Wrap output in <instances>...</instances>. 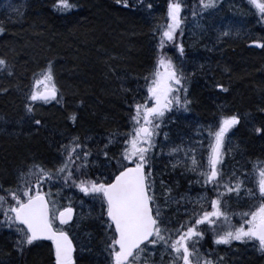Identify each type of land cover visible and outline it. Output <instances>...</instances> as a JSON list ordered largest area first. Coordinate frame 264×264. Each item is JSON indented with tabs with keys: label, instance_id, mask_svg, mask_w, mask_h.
<instances>
[{
	"label": "trees",
	"instance_id": "trees-1",
	"mask_svg": "<svg viewBox=\"0 0 264 264\" xmlns=\"http://www.w3.org/2000/svg\"><path fill=\"white\" fill-rule=\"evenodd\" d=\"M244 1L245 6L248 9H251L252 12H254L255 8L257 7L251 3V0ZM40 2L41 6H37V4ZM70 2L73 3L75 7L66 11H61L55 6L56 0H0V28L4 29L2 32H0V42H4L5 44L4 48H1L0 45V57H3L6 61L5 65L0 66V93H7L8 89H10L9 87H11L9 85V79L12 76H15V79L20 82V85L24 90L23 92L26 94V96H29L34 86V78H39V73L36 70L34 71L31 69L33 67L29 65V59H26L23 57V55H21V53L26 52L23 47L25 45V41L27 40L25 38L29 34L32 33L31 36H36L37 33H40V27L48 30V32L51 31L50 33L54 34L57 37L58 35L61 36L63 34L62 37L66 38L67 45L70 47L74 46V48L80 49L79 56L81 60H83V62H88V64H85V62L82 63V61L74 60L71 57L70 59H73L71 60L70 64L71 70L76 69L72 70V72L79 69L78 73H81L82 77L90 81H88L87 84L83 83L82 81H76V83L72 82L74 87L77 88V92H79L80 96L75 95L74 98L72 96L70 98L68 92H63L57 87L59 89V100L53 99L50 102H34L48 106H54L58 103L59 106H61L66 102L65 96L72 99V101H70L72 108H75L77 110L82 109L83 112L85 111L87 120H89L91 126H94L93 133L89 134L92 135V139L94 135L98 134V132L101 133L105 138L104 145L95 147V158L97 157L98 160L102 163H105V161L114 163V161L116 160H120L121 162H123L121 153L125 148L124 141L128 139V136L125 135V133H128L129 130L133 127L130 120V115L134 111L133 105L135 103L143 102V100L146 98L148 99L149 103L152 102L151 98L148 96L146 84L147 81H150L151 79L150 74L155 69L158 55H160L161 51H163L162 55H164L166 58H170L174 62L175 58L172 57L171 49L173 48L172 53L176 52L175 45L180 42V40L178 39L179 35H181L180 33L184 32L186 24L189 22L190 17L199 15L204 11L205 8L200 6L199 0H181V3L183 4V8L181 9L182 24L176 30L173 40L164 41L163 47L159 48L158 44L160 43L161 29L158 28V26H163L167 22L168 18L166 16V13L169 0H147L146 2H140V0H128V8L126 9L121 5H117V0H70ZM162 2L165 4L164 11L155 20L152 21L154 32L153 37L154 39H156V42L155 44L151 43L150 47L148 48L146 44L139 43V41L137 40L139 39L144 41L143 38L146 37L145 35H147V33L149 32L145 26L144 29L142 28V30L146 29V34L144 35V37L141 36V38L138 37L135 39L130 37L133 34L134 29H141L140 24L137 22L135 23L131 16L133 17L134 15H139L142 12H150L151 10L157 8ZM87 6L90 8L92 7L94 13L95 11L98 12L96 18L95 16L91 17V12L88 11V9H85ZM193 12H195L196 14L193 15ZM37 13H39V15L36 16L37 21H35L34 24H29L26 22L28 16H30L34 20V16ZM122 14H126V16H128V20H130V18L132 20L129 21V24H127L126 26L121 24L119 21L117 22V20H119L118 18ZM183 15H185V17ZM257 21L258 23L256 26V30L259 31V29H261L260 31H263L264 17H262L261 14L258 15ZM40 23H42L41 26L39 25ZM122 25L124 26V28H120V26ZM26 27L28 28L26 29ZM43 29H41V33L42 31H45ZM17 30H19L20 34H18ZM184 34L189 35L185 32ZM114 36L115 38H118L117 40L127 41L129 45H136L137 48L139 46L146 52L150 50L148 52L149 54H152L154 52L151 57L150 55L146 56L145 54L141 55L136 53L138 57L145 60V64L147 61L146 65L148 76H145V73L138 70V65H125L121 60L115 63L112 59L110 60V58H107L105 54L103 55L99 53L98 50H96L99 49L105 53L110 54L112 52L110 43L112 39L114 40ZM76 38L77 40H73ZM29 39L30 38H28V40ZM252 40L258 41V39H250L245 43V45H248ZM84 42L89 44V55L85 54L86 49L82 48V43ZM238 43L239 41L233 42L232 40L231 42H229L227 40L216 51L219 53H225L226 55H223L229 58L228 61H226L227 58L222 59V61H226L224 64L233 61V68L235 72L231 77L227 78L228 81H224L226 84L223 85L224 87L222 91H218L216 89L222 97H226V106H221L220 102H217L216 105H214L210 101L208 102L215 109L214 114L209 118V121L211 120L210 123H205L202 119H196L195 117L196 114L193 108L192 94L196 77L200 75L201 72L194 74V71H192L191 69L192 66L196 68L198 65L208 60L210 58V54H208L207 58L200 59L194 56L191 59L190 52H192V49L190 50V52L185 49V53L182 54L185 55L184 59L181 60L179 56V59L177 61L179 63L175 64L177 66V69L182 70L184 73L183 83L187 89L186 93L183 89H181L179 93L181 100L187 98L189 103L186 106H174L164 113L163 118L160 119V125L156 130L157 134L154 140V147L150 152L151 158H149V163H153L154 166L159 165L164 168L163 174L167 179V183L169 185L171 184L174 191L176 188L173 182L174 179L172 174L175 172V168L170 165L169 161L174 160L175 152L177 150L184 149L185 147L197 148L195 146H197L196 142L198 140H203L206 148H209V129L215 131L220 118L232 114L238 115L240 119L238 123L233 125L225 135L223 152L227 171L224 176L226 177V179H238L240 177H247L249 178V183L253 185L252 192L257 191L255 186L256 173L254 172V165L257 166V168L264 166V55H260L256 61L246 54H244V56L237 55L243 49L238 48V46L236 45ZM184 46L186 47V42ZM64 47L65 46H61L59 44V48L56 49V51L65 53L63 49ZM118 50L119 53L124 52L121 49ZM252 51L256 53H264V47H262L259 52L256 50ZM102 60H110L108 62V65L112 68L106 69L97 66L96 63ZM235 61L237 63H235ZM20 62L22 64L21 66L18 65ZM122 68H125L130 76L132 75L133 77L137 78L136 81L138 87H140L138 89L137 100L131 104H127V107H124L123 101L116 94L115 90L121 92L120 86H118L116 82L113 83L112 88H114V91L112 93H110L111 91H109V93H107L105 97L101 96V92H107V90H109L103 86V82L100 80L101 72L105 73L104 75L106 76H110L114 80L115 78L119 79L120 77H124V79L128 80V83H130L129 81L131 80V78L123 74L121 75V73L118 77L114 76V74L116 75V73L120 72ZM150 68L152 69L150 70ZM110 70H114V74H111L109 72ZM131 70H138V72L135 73ZM91 77H95V83H93V79ZM81 82L83 84H79ZM87 94H90V96H92V99L95 98V103L92 102L93 100L88 98ZM22 96L24 97V95ZM258 98L261 99V101H258ZM13 102L19 103V98H15ZM29 102L30 100H27L24 97L23 109H26V105ZM34 102H32L33 111H35ZM99 103H101V106H99ZM91 106L95 109V114L91 113ZM74 113L76 114L75 121L70 119L72 113H65V123L69 126L70 129L68 130V132L64 133L65 135L60 134L61 131H64L63 125L65 123H63L62 120V124L59 123L60 119H53L50 121L52 125L51 128L55 129L58 132V134L54 136L53 148H49L48 146L50 145V141L48 140L47 136L49 134L38 136V132L36 134H33V137L30 140L22 137V141L18 143V145L7 140L4 142L0 141V146L4 148L0 152V195L6 197L4 208H0V240L6 235L9 236V234H14L13 231L16 229L15 225L12 226L13 229L11 230L8 229L11 227H4L6 223L4 211L9 204L14 203V201L10 198V191L16 190L17 188L18 173L20 171L26 170L35 161H38L37 163H40L45 168L49 169L48 166L50 164L47 162L48 157L57 156L58 158H61V146L68 145L69 142L72 141L73 137L69 136L75 135V133L73 134L71 132V129L74 128L73 130H75L77 122L80 119L79 114L76 112ZM246 115L247 117L244 119ZM89 122L85 124L87 125L89 124ZM208 124L210 126H208ZM245 125H247V127H245ZM244 128L248 129V133L250 132L249 135L251 136V138H245L243 135L240 136V133L244 131ZM257 128H259L261 131H256ZM182 130L187 132V136L183 143L180 141L179 137V132H181ZM111 132L113 133L111 134ZM82 135L83 133L78 136L79 139L77 143L81 147H84L85 139ZM172 149H176V151H171ZM237 149H244V151L242 152V160L240 161L233 156L234 150ZM85 151L87 150L85 149ZM12 153L13 157L10 156V154ZM104 153H107V156H105ZM26 154L30 155L26 156ZM5 159L7 161H5ZM91 159L93 161L92 152L89 153L88 161ZM75 163L77 162H73L74 168ZM148 166V164L145 165L146 171ZM116 168L113 170V172L116 170ZM169 179L171 183L169 182ZM67 181L68 180H65L63 176H61L59 179H53V181H51L50 183H43L41 190L46 194L50 192V195H52L51 193L55 189L53 188V185L63 187L64 185L68 184L71 186V188L64 187L66 188V190L75 192L76 196L82 198V200L91 202L89 201V198H91L90 194L84 193L78 187H76L75 185H71ZM6 182L13 183L15 184V186L7 187ZM52 183L54 184L51 185ZM186 190L187 189H185L181 193H185ZM205 191L209 197L215 195V189L206 187ZM176 192L178 191L176 190ZM64 196L66 197V195ZM242 196L243 200L237 202L236 207L231 206L232 200L230 193H226L223 196L224 200H222V204L226 202V205L229 208L227 212L229 215L228 219L225 222V225L221 229L222 231L227 230L233 225L239 226L240 224L245 223V221L248 219V216L245 214L251 210L252 206L257 202V198L251 197L249 196V194L246 195V193H242ZM160 205L162 206L161 201ZM94 206L95 207L92 209L93 211H90V214L87 213L83 216L82 214L78 213L77 218L72 224L73 233L75 236L74 242L77 248L74 257L75 264H83L84 256L87 257L86 250L89 249L92 250L93 254H95L96 257L95 263L93 264H103L100 263V260L103 259V257H106L104 264H111L107 246L111 244V238H114L111 235L114 230L107 229L106 227V217L104 215V209L102 208L100 200L94 202ZM64 207H66L65 204L61 206L60 209ZM95 209L97 210L95 211ZM172 209L173 208H160L161 224L169 231L172 228H177V225L179 223L183 224V222L185 221L182 218L181 209L177 208L181 212L179 214L180 216L178 217L169 214L174 213ZM95 223L98 224V227L95 226ZM245 227H247L246 223ZM206 228L208 230L207 234L204 233L201 239H198L197 241V247L199 249L204 241L207 242V244H211L213 243V240H215L214 232L210 226L205 227L204 224L200 225L198 226V231L204 232ZM12 241L15 245V241ZM33 243H35L36 245L34 246V248L29 249L30 246H26V248L24 247V250L20 252L22 254L28 255L27 251H29L30 253L35 251L36 249H39V251L47 250L50 256L51 264H55L53 253L50 252L47 247H45V245H49L50 243ZM3 247L4 246L0 245V264H16V261L9 256V252L7 250H4ZM219 250L221 252L218 253V257L212 260L213 262H215V264H219L220 260H222L223 262L224 259L225 263L223 264H264V251L260 249L259 242L255 238L245 241L233 240L231 243L225 244V248L223 249L220 246ZM100 257L101 259H99ZM170 264H175V261Z\"/></svg>",
	"mask_w": 264,
	"mask_h": 264
},
{
	"label": "snow or ice",
	"instance_id": "snow-or-ice-1",
	"mask_svg": "<svg viewBox=\"0 0 264 264\" xmlns=\"http://www.w3.org/2000/svg\"><path fill=\"white\" fill-rule=\"evenodd\" d=\"M127 4L128 0H122ZM216 0H199L200 6L212 7ZM259 11L264 14V0H251ZM61 11L75 7L70 0H56V5ZM151 7V6H149ZM181 0H169L167 5V22L160 28L159 48L163 47L164 41H171L176 30L182 24ZM196 13L193 12V15ZM4 29L0 28V32ZM227 31V30H226ZM252 44H260V41H251ZM183 44L179 50L183 52ZM6 61L0 57V66ZM162 69V70H161ZM151 79L147 81V93L151 98L144 99L141 103L133 105V113L130 120L133 127L125 135L128 139L124 141L125 148L122 150V161H117L118 167L109 174L110 182L105 183L103 178H89L87 168L89 166V152L85 151L73 137L68 145H62L61 161L52 169L45 168L40 163L31 164L26 170L20 171L17 177L16 190L10 191V198L14 203L9 204L4 211L5 222L8 227L15 225L16 240L15 247L23 251L24 247L32 244L33 241L48 237L54 245L55 264H75V245L69 233L63 230V225L72 219L71 208H55L56 201L50 200V192L46 194L41 190L43 183L59 179L65 180L71 177L73 162L75 170L80 176L74 181L75 186L94 199H99L104 209L107 229H113L111 244L108 245V252L111 264H133V261H140L141 253L149 246H155L161 242L169 249L175 264H215L212 260L204 257L197 247V241L204 235L198 231V226L206 222L205 227H211L215 233L216 242L229 244L233 240L245 241L257 239L259 247L264 251V166L254 165L256 173V192L245 188L249 196L257 198V202L245 215L248 219L239 226H231L227 230L218 231L223 226L218 224V218L228 219V214L222 211V197L225 193H239L242 189V182L239 179L225 180L221 168L218 167L223 160V147L225 135L233 125L237 124L240 117L236 114L223 116L218 121L215 131L209 129V152L207 155L206 170L202 169L206 185H213L215 195L209 197L211 210L194 212L189 218L188 224L181 225L175 231H169L161 224L160 206L156 201L154 180L151 176V169L145 170L148 164L149 155L154 147V140L159 127L156 121L163 118L164 113L174 106H186L187 98L181 100L180 91L187 89L183 83L184 73L178 70L170 58L158 55L154 71L150 74ZM35 76V74H34ZM147 79V78H146ZM43 85V91L37 86ZM217 88H223L217 84ZM42 99H58L59 89L57 88L53 75L52 62L49 61L46 68L41 69L39 78H34V86L29 97L30 102L26 105L29 113L33 111L32 102ZM70 119L75 121L76 114L72 113ZM36 125L40 121H35ZM256 131H261L259 128ZM111 139V138H110ZM171 151H176L172 149ZM195 153V149H191ZM107 156V153H104ZM131 162V163H128ZM192 164H196L195 155L192 157ZM223 189V191H221ZM203 202V197H198ZM6 197L0 195V208H4ZM10 213V214H9ZM59 219L61 228L53 226L56 219ZM194 221V223H193ZM191 244V247H190ZM147 264V261H145Z\"/></svg>",
	"mask_w": 264,
	"mask_h": 264
},
{
	"label": "bare ground",
	"instance_id": "bare-ground-1",
	"mask_svg": "<svg viewBox=\"0 0 264 264\" xmlns=\"http://www.w3.org/2000/svg\"><path fill=\"white\" fill-rule=\"evenodd\" d=\"M37 6H41V2L37 4ZM165 4L162 2L157 8H155L154 10H151L150 12H142L139 15H134L133 17L131 16V18H133V21L136 23H139L143 26H145L148 29V33L147 35H145L146 37H144L143 35V40H139V43H144L148 46V48L150 47V44L153 43L155 44L156 39H154L153 35V24L152 21L155 20L165 9ZM40 8V7H39ZM88 9V8H85ZM144 14V15H143ZM245 14H246V19L245 20V25L240 29L237 30H233L231 32L226 31L227 29L224 30L223 32V36L224 37H219L216 36L215 34V29L216 27L210 26L208 25V28H205L202 33L200 34V39L199 40H195L194 37H190L189 35H185L183 32H181L178 37V39L180 41H182V44L184 45L186 42V50L190 52V50L192 49V52H190V57L191 59L195 56L197 58H207L208 54H210V58L206 61H204L203 63H201L200 65H198L196 68L195 67H191L192 71H194V74H197L199 72H201L200 75H198L196 77V81H195V85H194V89H193V94H192V100H193V108L196 114V119H202L205 123H210L209 118L214 114L215 109L213 108V106L208 103L209 101L212 102L214 105L217 104V102H220L221 106L223 105L224 107L227 104V99L226 97H222L220 95V93L218 91H222L223 88H217L216 85L217 84H226L224 81H228L227 78L231 77L235 70L233 68V61L227 64H224L226 61H228V57L224 56L223 54L225 53H219L216 52L220 46L226 42L227 40L229 42H231L233 40L234 41H240V39L243 41L245 40V36L249 35H255L258 34L260 31L256 30V26H257V22H256V18L253 14V12L250 9H245ZM37 15H39V13L35 14L34 16V20L28 16V19L26 20L27 23L29 24H34L35 21H37ZM130 18V21H132ZM119 22H120V18H118ZM128 20V16H126V18ZM127 20L125 22H127ZM117 21V22H118ZM209 23H212V21H210ZM40 26L42 25V23L39 24ZM28 27H26L27 29ZM247 30L246 34H244L243 30ZM142 30V28L140 29ZM261 30V29H259ZM18 34H20L19 30ZM138 31L136 29H134V32L132 34L133 38H138L140 36L139 33H137ZM17 34V33H16ZM260 35L262 36V38H256L258 39V41H260L261 43L258 44V46H249V45H242V50L237 54V55H241L244 56V54H246L247 56L252 57L255 61L258 59V57L260 55H264V53H256L252 50H256L259 52V50L264 47V33H260ZM190 37V38H189ZM1 48H4L5 44L4 42H0ZM136 46V45H135ZM177 46V48H176ZM208 46V48H207ZM137 48V46H136ZM175 49L176 52H173V48L171 49V54L172 57L175 58V61L173 62L174 64H178L179 62V56L180 59L182 57V54L185 53V50H183V52L181 53L179 51V47L178 44L175 45ZM259 49V50H258ZM129 51L126 50V52L130 53V54H145L146 56L151 57L152 54H149L148 52L144 51L141 47L138 46V50H130ZM58 52V51H56ZM169 52V53H170ZM264 52V51H263ZM101 54H105V52L103 53V51L101 50L100 52ZM192 53V54H191ZM161 54H163V51H161ZM175 54V55H174ZM51 54H45L43 55L45 59V62L42 61V63L40 64L39 67H37L38 63L35 62H31L29 63V65H32V67H35V70L40 73L41 69L46 68L47 64L49 61L52 62V68H53V75L54 78L56 79V77L58 78L60 85H65V87L69 88L70 85H73V83H76V81H82V74L77 76V77H70L68 72H64L63 70L60 69V74L58 73L57 69H56V65H58L57 59L59 60V58H57L58 56H49ZM226 55V54H225ZM185 56V55H184ZM227 58L226 61H222V59ZM251 59V58H250ZM63 60H61L60 62H62ZM64 61H66V59L64 58ZM235 63H237L235 61ZM19 66H21V62L18 64ZM97 66L101 67V68H106V69H110L112 67H110L105 60L102 61H98L96 63ZM18 66V67H19ZM70 70H68L69 72H72L71 68H69ZM207 71V72H205ZM111 74H114V70H110L109 71ZM121 75H125L127 77L130 78V74L128 73V71L125 68H122L120 72H117L116 75L114 74V76L118 77ZM86 79V78H85ZM85 79H83L85 81ZM87 80V79H86ZM114 82H116L118 84V86H120L121 92L116 91V94L121 98V100L124 103V107H127V104H131L133 102H135L138 98V84L137 81L130 82L128 83V80H125L124 77H120L119 79H115ZM113 82V83H114ZM59 84V83H58ZM140 84V81H139ZM9 85L11 87H9L10 89H8L7 93L2 94L0 93V141L4 142V141H9V142H14V143H20L22 141V137L24 136V134H36L38 132V136H43V135H47L48 134V126H50V121L53 119H63L62 121L65 123V113H68L71 111L72 106H71V102L72 99L67 97L66 103L59 106V104L57 103L54 106H48V105H43L37 102H34V109H41L38 110V112L36 113L35 111H32L31 113H29L27 111V109H23V102H24V97L25 99L29 100V97L31 94H29V96H26V94L23 92V88L20 85V82L15 79V76H12L9 79ZM43 88V85H42ZM218 91H217V90ZM69 90L67 89V92ZM24 95V97L22 95ZM70 94V93H69ZM71 97V95H69ZM15 98H19V103H15L13 102ZM257 99V98H256ZM41 99H38L36 101H40ZM258 101H261V99L258 98ZM256 102V101H255ZM2 105V107H1ZM260 105V104H259ZM258 105V106H259ZM212 107V108H211ZM127 109V108H126ZM124 110V109H123ZM209 110V112H208ZM211 111V112H210ZM210 113V114H208ZM12 116V117H10ZM203 117V118H202ZM215 117V116H214ZM247 117V115L244 117V119ZM243 119V120H244ZM39 120L40 124L36 125L35 121ZM208 126H210L208 124ZM245 127H247V125H245ZM70 130V129H69ZM68 132L67 131H63L61 132L62 135H65L64 133ZM113 132H111L112 134ZM74 134V133H73ZM76 134V133H75ZM250 132L248 133V129L244 128V131L242 133H240V136H244L245 138H251V136L249 135ZM75 135H70L69 137H74ZM187 136V132H185L184 130H182L181 132H179V137H180V141L183 143V141L185 140ZM33 136L29 137V140L32 138ZM24 138V137H23ZM165 142V140H164ZM105 143V138L104 136L98 132V134L94 135L93 139L87 144L88 149L87 151L92 152L93 153V159L95 160V147H99L100 145H104ZM92 146L94 148H92ZM101 148V147H100ZM244 151V149H237L234 150L233 152V156L238 159L239 161L242 160V152ZM184 154H182V151L177 153L175 152V158L174 160L169 161L170 165L172 167L175 168V172L172 174L173 175V182L175 184L176 190L178 192H183L185 189L188 190V188L193 187V185H190V176L188 173V167L190 166V161L188 158V155L183 152ZM182 154V155H181ZM188 159V161H184L185 159ZM38 161H35V163H37ZM184 166L185 169H183L181 166ZM188 168V169H187ZM149 169V167L147 168V170ZM150 169H151V174H153L154 176V172H155V176L156 179L158 181H164L167 183V179L163 174L164 168L157 165L154 166V164L152 163L150 165ZM88 176L89 178L94 176L96 174V169H95V165L92 169H88ZM177 171V172H176ZM106 183L110 182V180H106ZM13 184V183H12ZM7 187H9L10 185H6ZM186 190V191H187ZM159 197H156V201L158 203ZM231 206L232 207H236L237 202L234 201V199H232L231 202ZM159 204V203H158ZM226 212H228V206H226L225 208ZM181 225L184 224H178L177 228H172L170 229L171 231H175L177 229H179L181 227ZM95 226L98 227V224L95 223ZM12 237L6 235L4 236L1 240H0V245L4 246L3 249L7 250L9 252V256L16 261V264H51V260H50V256L47 250H35L32 253H29L28 255L26 254H22L20 251L17 250V248L15 249V245L12 241ZM205 240V239H204ZM215 243V244H214ZM33 246H36L35 243H33ZM26 248V246H25ZM24 250V249H23ZM200 251L201 254L204 257H207L210 260L216 259L218 257V253L221 252L219 250V247L217 246L215 240H213V243H209L207 244V242H203V244L200 246ZM86 254L87 257L84 256L83 258V264H93L95 263L96 257L95 254H93L92 250H86ZM159 254H161L158 251V255L155 256V261L153 262L154 264H163L164 261V257L160 258ZM93 261V262H92ZM164 261V262H163ZM100 263H105V260L101 259ZM165 264H170V263H165Z\"/></svg>",
	"mask_w": 264,
	"mask_h": 264
},
{
	"label": "rangeland",
	"instance_id": "rangeland-1",
	"mask_svg": "<svg viewBox=\"0 0 264 264\" xmlns=\"http://www.w3.org/2000/svg\"><path fill=\"white\" fill-rule=\"evenodd\" d=\"M140 1L146 2L147 0H140ZM116 4L121 5L125 9L128 8L127 7L128 4L123 3L122 0H117ZM86 8H88V11L91 12V17H94V16H95V18L97 17V15H98L97 11H95V13H94L92 7L90 8L87 6ZM245 8H247V7L245 6L244 0H216L215 4L212 7H209L206 10V12L202 13L201 15H199V17L195 18L193 20V22L189 25V28H188L189 36L194 37L195 40H199L200 34L202 33V31L205 28H208V25L216 27L215 34H216V36H219V37H223L222 35H223V32L225 29H227V31H229V32H231L233 30L240 29L239 27L242 28L245 25V20H247L246 14H245ZM125 16H126V14H122L119 18H120V23L126 26L127 24H129L130 20L125 19ZM126 20H127V22H125ZM210 21H212V23H209ZM123 25L120 26V28H124ZM194 26H196V27L194 28ZM140 27L144 29V26L141 24H140ZM41 29H43V28H41V27L39 28L40 33H37L36 36L35 35L31 36V34H32L31 33L25 38L27 40L25 41V45L23 48L25 49L26 52L21 53V55H23L24 58L29 59L30 63L31 62H35V63L39 62L37 67L40 66L42 61L45 62V60H47L44 58L43 55H45L47 53L51 54L49 56H55L56 55V56H58L57 58H59V60L57 59L58 65H56V69H57L59 74H60V69H62L63 73L68 72L70 77H77V76L81 75V73H78L79 69L77 71H74V72L68 71V70H70L69 68H71L70 67L71 60L74 59V60H78V61L80 60V61H82V63L85 62V61L83 62V60H81V58L79 56L80 49L74 48V46L73 47L68 46L66 43V38L62 37L63 34L61 36L58 35V37H57L54 34L50 33L51 31L48 32V30H46V29H43L45 31H42V33H41ZM136 30L138 31L137 33H139L138 36H140V35L143 36L146 34V29L145 30L136 29ZM243 31H244V34H246L247 30L245 29ZM184 32H185V30H184ZM262 32L264 33V30L260 31L258 34L254 35V36L247 35V36H245V40L242 41L240 39L239 43L236 45L238 46L239 49H242V45L245 44L248 40L256 39V38H262V36L260 35V33H262ZM49 34H51V35H49ZM130 37L133 38L132 35ZM28 38H30V39L28 40ZM117 39L118 38H115V36H114V40L112 39V41L110 43L111 44L110 47L112 48V52L110 54L105 53L107 58H110V60L112 59L115 63L119 62V60H121L122 63L125 65H127V64L128 65H131V64L135 65L136 64V65H138V68H139L138 70L145 73V76H146L148 74L147 65H146L147 61L145 64L144 63L145 60L138 57L137 54L132 55V54L125 51V49L127 51H129L128 49L138 50V48H136L135 45H132V44L129 45L127 41L117 40ZM73 40H77V38L73 39ZM125 43H126V45H125ZM59 44L61 46H65L63 48L65 53L56 52V49L59 48ZM178 47H179V45H178ZM82 48L83 49L85 48L86 49L85 54L89 55V51H88V49H90L89 44L85 43V42L82 43ZM118 49H121L125 53L124 52L119 53ZM96 50H98L99 53L101 52V50H99V49H96ZM238 51H240V50H238ZM66 52L68 55L66 54ZM135 56H137V57H135ZM71 57L73 59H70ZM64 58L66 59V61H64ZM61 60H63V61L60 62ZM109 61L107 60L106 63L108 64ZM85 64H88V62L86 61ZM123 64H122V66H123ZM31 69L35 71V67H33ZM151 69L152 68H150V70ZM72 70H76V69H72ZM138 70H136V71L131 70V71L136 73V72H138ZM150 70H149V73H150ZM104 74L105 73L101 72L100 80L103 82V86L109 90H107V92L106 91L101 92L102 97H105L107 95V93H109V91H111L110 93H112L114 91V88H112L114 79H112L110 76H106ZM91 78L93 79V83H95V77H91ZM130 78H131L130 82H133V83H134V81L137 80V78L133 77L132 75L130 76ZM83 79H85V78L82 77V82L86 83V84L88 83V81H90V80H86V79L84 81ZM55 81L57 83V87L59 89H61V91L67 92V89H68L69 90L68 94L70 93L69 95H71L73 98L75 95L80 96L79 92H77V88L74 87V85H70L69 88H67V87H65V85H62V86L60 85V82H59L57 77H56ZM82 82L79 84H83ZM37 88H38V90L43 91L42 85L37 86ZM139 88L140 87H138V89ZM87 95H88V98L93 100L92 102L95 103V98L92 99V96H90V94H87ZM65 99L67 100V96H65ZM100 104L101 103H99V106H101ZM34 110L37 113L38 110H41V109L37 108ZM90 110L92 111L91 112L92 114H95L94 113L95 109L92 106H91ZM74 112L79 114L80 119L77 122V126H76L75 130H73L74 129L73 128V129H71L72 130L71 132L76 133L75 136H77V137L80 136L81 133H83L82 136H84V139H85L84 147L87 150L89 147V146H87V144L92 140V135H89V134L93 133L94 126H91V123L89 122V120H87V117L85 116V111L83 112L82 109L77 110L75 108H72L71 111L68 113H74ZM61 120H63V119L61 118L59 120L60 124H62ZM88 122L90 125L85 124ZM156 123H158V125H160V120L156 121ZM51 127H52V125L50 123V126H48V128H47L48 134H49L47 136H48V140L50 141V145H48L49 148L54 147V145H53L54 136L58 134V132ZM63 128H64L63 130H65V131L69 130V126L66 123L63 125ZM61 132H60V134H61ZM32 135L33 134H31V135L24 134L23 137L27 138V140H29V137ZM202 143H203V140H198L196 142L197 146H195V147L201 148ZM16 144L18 145V143H16ZM190 144H192V143H190ZM92 148H94V147L92 146ZM3 149L4 148L2 146H0V152ZM191 149H193V148L185 147L184 149L177 150L176 154L182 151V154H184L183 152H185L188 155V158L190 160V166L188 167L189 169L188 168L187 169H188V173L190 176V178H189L190 185L191 184L197 185V187L194 189V191L192 189H189L185 193L176 192V189L174 191L171 184L169 185L168 183H166L164 181H158L157 180L158 178L157 179L154 178L153 174H151V176L154 180V184H155L153 191L155 192V196L159 197L158 203H159L160 208H163V207L168 208V209L173 208L172 210L174 213H169V214L175 215V217L180 216L179 214L182 212L181 213L182 218L185 220L183 222V224H188L189 218L193 215V213L201 210V208H203L204 210H211V205H210L208 195L206 193H204V195L201 196V192H202L201 186H204V183H203L204 176L201 174V172H202V169L206 170V165H205V168H201L199 163H196L195 165L192 164L193 155L197 156L199 153H196V152L193 153L191 151ZM29 155L26 154V156H29ZM10 156L13 157V153L10 154ZM14 157H15V155H14ZM3 158H5V157H3ZM149 158H151V153L149 155ZM5 161H7V160L5 159ZM60 161H61V158H58L57 156L56 157H54V156L48 157L47 162L50 164L48 166V168L49 169L54 168L57 164L60 163ZM117 161L118 160L114 161V163L107 162V161H105V163H102L96 157L95 160L93 159V161H92V159L89 160V166L87 168V173L89 171L88 169H92L95 165L96 174L90 178H96L97 176H99V177L103 178V180L105 182L106 180L109 179V174L112 173L116 167H118ZM8 163H10V162H8ZM148 165L149 166L151 165V163H149V161H148ZM181 167L183 169H185V167L183 165ZM223 172L225 173V170H223ZM79 179H80V176L77 175V172H76L75 168L73 167L72 175L70 178L67 179L68 180L67 182L70 183L71 185H75L74 181H78ZM238 179L242 182L241 191L239 193H235V192L230 193L231 200L234 199L235 202H240L243 200L242 193H246L244 191L245 188L250 189L251 191L253 189V185L249 183V178L240 177ZM169 182H170V179H169ZM6 184L10 185L9 187L15 186V184H12L10 182H6ZM53 184L54 183H52L51 185H53ZM64 187L71 188V186L68 184L64 185L63 187L58 186V185H53V188H55V189L51 193L52 194L51 200L56 201L55 208H59L60 206H62L64 204L69 206V205H72L73 203H76L78 205L80 214H82L83 216L87 213L90 214V211L95 207L94 202H97L99 199H94L92 196H91V198H89L90 199L89 201H91V202H88L86 200H81V199L79 200V198L74 199L72 197H75L76 193L68 191ZM247 194L248 193H246V195ZM64 195H66V197ZM199 196L203 197L202 203L198 199ZM221 199L224 200V197H222ZM163 200H164V202H163ZM160 201L162 203V206L160 205ZM226 206H227L226 202H224L222 204V211L226 212L225 211ZM177 208L181 209V212ZM182 208H184V209L182 210ZM96 210L97 209H95V211ZM225 222H226V220L223 217L218 218V224L224 226ZM6 226H7V224L5 223L4 227H6ZM55 227L57 229H59V228H61V225L56 224ZM67 227L70 228L71 226L69 225ZM222 228L218 229V231L219 230L222 231L221 230ZM8 229L11 230L13 228L11 227ZM13 232H14V234H9V236L12 237V239L15 241L16 240V229ZM37 250H39V249H36V251ZM31 251H33V250H31ZM158 251L161 253V254H159V257L160 258L164 257L165 262L163 261L164 262L163 264H165L166 261H169V260L172 261V263H173L174 259H173L172 255L170 254L169 249H167L161 242H158L155 246L147 247L145 249V251L143 253H141L140 261H138V262L133 261V264H145V261H147V264H154L153 262L155 261V256L158 255ZM27 253L29 254V251H27ZM30 253H32V252H30ZM99 259H101V257ZM103 259L105 260L106 257H103ZM223 263H225V259H224Z\"/></svg>",
	"mask_w": 264,
	"mask_h": 264
},
{
	"label": "flooded vegetation",
	"instance_id": "flooded-vegetation-1",
	"mask_svg": "<svg viewBox=\"0 0 264 264\" xmlns=\"http://www.w3.org/2000/svg\"><path fill=\"white\" fill-rule=\"evenodd\" d=\"M193 149H195L196 153H199L197 156H195L196 163L201 164L200 165L201 168H205V165L207 164V158H204V157L208 155V152H209L210 148L206 149L205 148V144L203 142L202 145H201V148H193ZM186 160L188 161L187 158L184 161H186ZM218 167H220L221 170H225L226 169V164L224 162V157H223V160L221 161L220 165H218Z\"/></svg>",
	"mask_w": 264,
	"mask_h": 264
},
{
	"label": "water",
	"instance_id": "water-1",
	"mask_svg": "<svg viewBox=\"0 0 264 264\" xmlns=\"http://www.w3.org/2000/svg\"><path fill=\"white\" fill-rule=\"evenodd\" d=\"M71 216H72V219L71 220H68L67 223H70L73 220V217H74V211H73V209H72V212H71ZM58 222L60 223L59 219H58ZM42 239H49V238L48 237H41V238H39L37 240H42Z\"/></svg>",
	"mask_w": 264,
	"mask_h": 264
}]
</instances>
